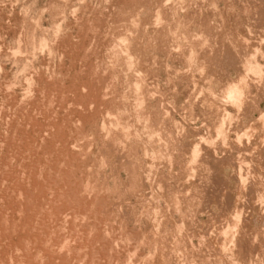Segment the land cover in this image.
Instances as JSON below:
<instances>
[{
  "label": "rangeland",
  "instance_id": "obj_1",
  "mask_svg": "<svg viewBox=\"0 0 264 264\" xmlns=\"http://www.w3.org/2000/svg\"><path fill=\"white\" fill-rule=\"evenodd\" d=\"M0 264H264V0H0Z\"/></svg>",
  "mask_w": 264,
  "mask_h": 264
},
{
  "label": "bare ground",
  "instance_id": "obj_2",
  "mask_svg": "<svg viewBox=\"0 0 264 264\" xmlns=\"http://www.w3.org/2000/svg\"><path fill=\"white\" fill-rule=\"evenodd\" d=\"M233 57H234V56H233ZM238 59H239V58H238ZM223 62H224V61H223ZM241 82H242V81H241ZM244 82H245V81H244ZM242 85H243V84H242ZM240 86H241V85H240ZM232 87H233V86H232ZM243 87L245 88L246 86H243ZM239 88H240V87H239ZM231 89H233V90L235 89V90H236V88H231ZM241 89H242V88H241ZM245 89H246V88H245ZM238 90H239V89H238ZM244 91H245V90H244ZM244 91H243V92H244ZM236 92H237V91H236ZM227 93H228V92H227ZM232 94H233V93H232ZM232 94H231V95H232ZM236 94H237V93H236ZM236 94L234 93V95H236ZM238 94H239V93H238ZM241 94H242V93H241ZM227 95H228V94H227ZM237 96H238V95H237ZM229 98H230V94H229ZM231 98H232V97H231ZM234 98H235V97H234ZM241 98H242V97H241ZM235 99H236V98H235ZM235 99H233V101H234ZM242 100H243V99H242ZM236 102H237V99H236ZM244 102H245V101H244ZM238 103H239V101H238ZM238 105H239V104H238ZM262 122H263V121H262ZM218 128H220V127H218ZM237 173H238V172H237ZM236 176H238V175H236ZM211 177H212V176H211ZM250 186H251V185H250ZM207 192H208V191H207ZM253 192H254V191H253ZM256 192H257V191H256ZM242 194H243V193H242ZM257 194H258V193H257ZM255 197H256V196H255ZM244 198H245V197H244ZM200 199H201V198H200ZM236 201H237V199H236ZM245 201H246V200H245ZM256 201H258V200H256ZM243 202H244V201H243ZM257 203H258V202H257ZM259 203H260V202H259ZM200 205H201V204H200ZM241 205H242V204H241ZM244 205H245V204H244ZM197 209H198V208H197ZM238 216H239V215H238ZM235 217H236V216H235ZM236 218H237V217H236ZM239 221H240V220H239ZM241 222H242V221H241ZM235 239H237V238H235ZM223 240H224V239H223ZM227 240H229V239H227ZM238 240H240V239H238ZM228 242H229V241H228ZM239 242H240V241H239ZM223 244H224V242H223ZM223 244H222V245H223ZM224 246H225V244H224ZM224 246H223V247H224ZM223 247H222V248H223ZM224 249H225V248H223V250H224ZM226 249H227V248H226ZM226 249H225V250H226Z\"/></svg>",
  "mask_w": 264,
  "mask_h": 264
}]
</instances>
